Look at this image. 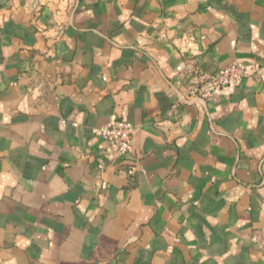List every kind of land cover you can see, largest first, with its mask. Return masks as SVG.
Segmentation results:
<instances>
[{
  "label": "crops",
  "instance_id": "crops-1",
  "mask_svg": "<svg viewBox=\"0 0 264 264\" xmlns=\"http://www.w3.org/2000/svg\"><path fill=\"white\" fill-rule=\"evenodd\" d=\"M0 264H264V0H0Z\"/></svg>",
  "mask_w": 264,
  "mask_h": 264
},
{
  "label": "built area",
  "instance_id": "built-area-1",
  "mask_svg": "<svg viewBox=\"0 0 264 264\" xmlns=\"http://www.w3.org/2000/svg\"><path fill=\"white\" fill-rule=\"evenodd\" d=\"M188 83L189 93L202 100H209L229 85L239 84L249 75L246 64L231 63L216 73L206 71L195 58H187L176 67ZM135 126L131 121L112 119L105 126L95 129L109 142V149L118 158H125L132 149ZM134 173V169L128 171Z\"/></svg>",
  "mask_w": 264,
  "mask_h": 264
}]
</instances>
